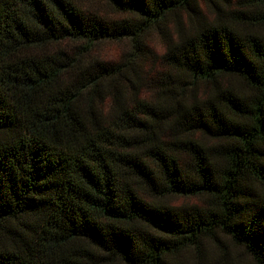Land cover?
Wrapping results in <instances>:
<instances>
[{"label": "trees", "instance_id": "obj_1", "mask_svg": "<svg viewBox=\"0 0 264 264\" xmlns=\"http://www.w3.org/2000/svg\"><path fill=\"white\" fill-rule=\"evenodd\" d=\"M0 264H264V0H0Z\"/></svg>", "mask_w": 264, "mask_h": 264}, {"label": "rangeland", "instance_id": "obj_2", "mask_svg": "<svg viewBox=\"0 0 264 264\" xmlns=\"http://www.w3.org/2000/svg\"><path fill=\"white\" fill-rule=\"evenodd\" d=\"M100 8L103 11L109 12V10H108V8L106 6H100ZM150 40H151V47L158 54H161L163 52V50H164V48H163V46L161 44V41L156 36H152L150 38ZM123 50H124V47L122 45L108 44L102 49V53H103L104 56H106V58H108L110 60H114V59H117L121 55ZM240 257H242L244 261H246V262L248 261L247 258L243 255V253H240Z\"/></svg>", "mask_w": 264, "mask_h": 264}]
</instances>
